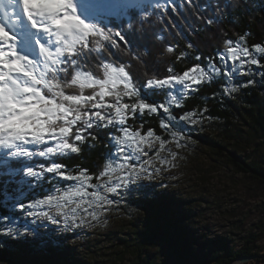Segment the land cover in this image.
I'll list each match as a JSON object with an SVG mask.
<instances>
[{"label": "snow or ice", "instance_id": "1", "mask_svg": "<svg viewBox=\"0 0 264 264\" xmlns=\"http://www.w3.org/2000/svg\"><path fill=\"white\" fill-rule=\"evenodd\" d=\"M197 5L199 0H0V167L8 168L0 175L19 171L10 162L22 160L23 175L33 188L46 174H51L50 182L74 185L63 191L54 185L40 198L15 202L12 208L21 215L16 219L0 216V247L9 241L27 244L37 239L46 244L41 239L46 224L74 231L89 219L96 221L99 210L106 211L134 190L148 187L142 181L161 172L155 160L168 163L161 156L170 142L163 133L180 149L185 135L181 125H195L197 115L204 117L206 109L174 115V108H183L181 99L217 77L225 80L224 93L243 86H227L237 75L264 79V43L249 46L245 35L226 39L215 57L179 73L171 66L163 77L158 73L141 77L131 70L133 59L148 63L135 51L136 22L143 27L152 22L153 14L163 15L170 9L182 14L184 6ZM219 9L217 0L206 25L219 20L215 15ZM113 21L126 22V27L124 23L113 27ZM175 50L172 44L166 49L168 53ZM117 52L126 53L129 61L121 60ZM184 56L180 53L177 59ZM195 59L200 61L201 56ZM254 83V79L243 82ZM174 87L180 91L158 104L142 94L171 93ZM156 115H160V133L143 127L145 116ZM129 121H138L139 127ZM101 131H106L107 144L114 151L98 169L99 183H91L94 177L82 165L73 175L67 165L54 159L79 156L84 145L95 146L91 142L100 139ZM169 155L174 160L178 153ZM36 158L49 163H27Z\"/></svg>", "mask_w": 264, "mask_h": 264}, {"label": "trees", "instance_id": "2", "mask_svg": "<svg viewBox=\"0 0 264 264\" xmlns=\"http://www.w3.org/2000/svg\"><path fill=\"white\" fill-rule=\"evenodd\" d=\"M216 3L217 0H199L198 11L197 7L184 6L181 9L182 14L171 9L163 15L153 14L152 22H146L143 27L136 22L137 30L132 36L137 46L135 51L141 52L148 63L145 65L133 59L130 61L131 70L141 77L153 73H161L163 77L169 66L179 73L196 63H205L209 57H215L228 38L236 40L240 35H245L249 46L264 43V0H219L220 9L215 12L219 20L212 25H206L205 19L214 14V11L210 9L215 8ZM119 23H124L126 27V22L117 21H113L111 26L115 27ZM189 43L193 45L190 49L187 47ZM169 44L176 46L173 53L166 51ZM180 53H185L183 59H177ZM116 55L121 60L129 61L126 53L117 52ZM196 55L201 56L200 61H196ZM146 68L149 70L147 73ZM244 78L252 79L251 76H244ZM254 80L255 86L244 85L240 93L231 96L222 91L225 86L224 78L217 77L210 83L202 84L190 96L181 99L180 104L183 108H174L173 114L179 116L188 110L199 113L200 110L206 109L201 119L205 124H200L203 127H198L199 130L192 133L194 140L201 146H205L215 161L223 160L234 172L250 178L264 193V154L258 153L261 148H264V79L255 77ZM142 94L149 102L157 104L165 102L169 96L167 90L142 91ZM144 119L145 129L151 127L160 133L158 127L160 115L145 116ZM129 123L133 124V127H139L138 121L135 123L129 121ZM181 126L187 134L184 124ZM162 135L171 141L167 133ZM91 143L95 146L84 145L79 156L71 155L54 159L67 165L73 175L78 174L79 166L82 165L93 175L92 182L96 184L99 183L95 179L98 169L103 166L105 156L114 149L107 144L106 131H101L100 139ZM249 147H252V150L247 152ZM27 163L48 164L49 161L36 158ZM10 166L19 171L11 175H0V216H20L21 213L14 211L12 206L16 198L21 195H23L22 202L27 203L48 194L54 185L59 190V188H65L66 183L69 182L54 179L50 182L51 174H46L45 180L38 187L33 188L30 186L29 178L23 175L22 160L11 161ZM7 171V166L0 167V172L7 173ZM124 200L126 201L125 210L129 214H132L129 211L137 210L143 216L140 217L142 221L139 226L129 222L131 231L126 233V237L118 238L117 249L112 251L114 254L112 264L121 263L126 255L132 256L129 264H145L150 252L148 248L157 245L159 241L168 249V258L172 256L179 264H224L240 256L257 255L255 242L260 237L264 238V230H261L260 225H257L260 231L250 233L238 249L229 246L227 239L217 238L214 243L221 246L223 250L220 254L213 255V259L209 261L208 254L213 250L203 252L204 245L192 236L193 231L185 222L192 213L190 207H183V200L175 199L165 191H157V188L151 185L134 190ZM261 204L264 212V203ZM5 243L4 247H0V264H61L63 262L89 264L83 261L86 255L81 256V259L69 260L58 256L57 252L54 255L48 250L42 251L46 253V257L41 261L37 255H31L23 244L12 241ZM199 245L202 247L197 249ZM33 249H36L37 253V248ZM89 262L92 263L90 260ZM148 264L151 263L148 262Z\"/></svg>", "mask_w": 264, "mask_h": 264}, {"label": "rangeland", "instance_id": "3", "mask_svg": "<svg viewBox=\"0 0 264 264\" xmlns=\"http://www.w3.org/2000/svg\"><path fill=\"white\" fill-rule=\"evenodd\" d=\"M213 10L214 7L210 9V11ZM159 75L161 76V73ZM244 81H247L244 76L237 75L234 80H228L227 86H244L246 85L243 84ZM252 86H255V83ZM241 87L228 94L237 95L242 91ZM179 91L178 87H174L169 93L168 100H170L171 94H176ZM196 120L195 125L184 124L187 134L184 135L182 141L183 147L177 149L175 142L170 141L167 151L161 153V156L166 157L168 163L161 165L159 160H155V165L161 167V172L151 180H144L142 183L155 186L157 191H165L175 199L183 200L184 208L190 207L192 215L186 218L185 222L193 231L192 236L204 245L205 248H201L202 251L213 250L207 257L211 261L213 255L220 254L223 250L221 246L214 243L215 239H227L229 246L238 249L244 244V240L249 237L250 233L260 231L257 225L262 226L261 230H264V212L261 208V203H264V193L250 178L234 172L231 166L224 163L223 160L215 161L208 149L194 140L195 137L192 133L199 130L198 127H203L200 124H205L199 115L196 116ZM251 150L252 147H249L247 152ZM170 152L178 153L176 159H172L169 155ZM258 153L264 154V148H261ZM91 183L93 182L91 181ZM66 186L74 185L69 181ZM63 190L65 188H59L58 191ZM22 198L23 195L16 198L15 202L23 203ZM125 206L126 201L123 200L108 207L106 211L99 210V218L96 221L89 219L86 224L77 227L74 231L72 229L62 231V226L58 228L56 225L46 224L41 228V239L46 240V244L42 245L40 239H37L23 245L26 246L27 251L31 252V255H37L39 260L46 257V253L42 251L48 250L54 255L57 252L58 256L69 260L81 259V256L86 255L83 258L85 263L112 264L114 257L112 251L117 249L118 238L126 237V233L131 231L129 222H134L139 226L142 221L140 217L143 214L137 210L136 212L129 211L132 213L129 214L125 210ZM255 243L257 245L255 250L258 254L244 264H264V238L260 237ZM200 247L202 245H199L197 249ZM33 248H37V253ZM148 250L150 252L145 264L148 262L151 264H179L172 256L168 258V249L161 241L157 245L150 246ZM85 257H88L87 259L92 263ZM131 261L132 256L126 255L125 259L118 264H129Z\"/></svg>", "mask_w": 264, "mask_h": 264}, {"label": "water", "instance_id": "4", "mask_svg": "<svg viewBox=\"0 0 264 264\" xmlns=\"http://www.w3.org/2000/svg\"><path fill=\"white\" fill-rule=\"evenodd\" d=\"M255 257H256V255L240 256V257L232 260L231 262H227V263H224V264H244L249 259H252V258H255Z\"/></svg>", "mask_w": 264, "mask_h": 264}, {"label": "bare ground", "instance_id": "5", "mask_svg": "<svg viewBox=\"0 0 264 264\" xmlns=\"http://www.w3.org/2000/svg\"><path fill=\"white\" fill-rule=\"evenodd\" d=\"M258 187V186H257ZM76 249V248H75Z\"/></svg>", "mask_w": 264, "mask_h": 264}]
</instances>
